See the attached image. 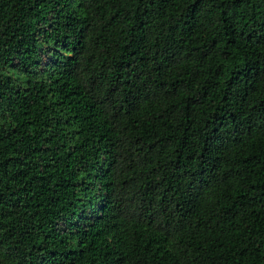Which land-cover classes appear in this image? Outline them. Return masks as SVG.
Masks as SVG:
<instances>
[{
	"label": "trees",
	"instance_id": "trees-1",
	"mask_svg": "<svg viewBox=\"0 0 264 264\" xmlns=\"http://www.w3.org/2000/svg\"><path fill=\"white\" fill-rule=\"evenodd\" d=\"M0 264H264V0H0Z\"/></svg>",
	"mask_w": 264,
	"mask_h": 264
}]
</instances>
